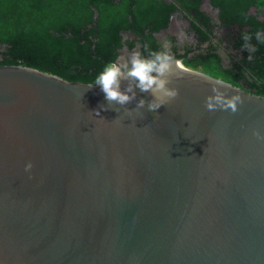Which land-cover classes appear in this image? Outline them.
I'll return each instance as SVG.
<instances>
[{"label": "water", "instance_id": "water-1", "mask_svg": "<svg viewBox=\"0 0 264 264\" xmlns=\"http://www.w3.org/2000/svg\"><path fill=\"white\" fill-rule=\"evenodd\" d=\"M180 57L179 97L131 114L0 65V264H264V95L231 83L240 111H206L201 76H222Z\"/></svg>", "mask_w": 264, "mask_h": 264}, {"label": "trees", "instance_id": "trees-1", "mask_svg": "<svg viewBox=\"0 0 264 264\" xmlns=\"http://www.w3.org/2000/svg\"><path fill=\"white\" fill-rule=\"evenodd\" d=\"M216 1L222 2L226 13L245 12V7L252 2ZM257 3L263 4L264 0ZM114 5L112 0H0V43L5 44V50L0 51V65L22 64L67 80L94 83L113 58L116 44L120 45L119 30L131 26L106 11ZM94 11L97 16L92 19ZM261 23L258 21L252 31L263 28L264 32ZM255 47L257 51L251 62L257 63L255 74L262 79V82L255 81L258 82L255 93L264 95V44L256 41ZM213 60L202 61L208 72L217 73L238 86L241 77L246 79L240 71L221 70Z\"/></svg>", "mask_w": 264, "mask_h": 264}, {"label": "flooded vegetation", "instance_id": "flooded-vegetation-1", "mask_svg": "<svg viewBox=\"0 0 264 264\" xmlns=\"http://www.w3.org/2000/svg\"><path fill=\"white\" fill-rule=\"evenodd\" d=\"M113 2L115 5L106 11L118 15V19L126 21V24L131 23V26L124 31L119 30L120 45L116 44L113 49L110 62L118 57L120 48L125 53L138 49L147 56L151 51L160 50L161 39L167 37L173 45L175 57L181 56V63L187 67L197 68L202 65L203 60L210 62L214 59L221 70L234 69L245 75V80L243 77L239 79V87L245 90L255 93L258 83L255 81L262 82L255 74L257 69L254 67L257 63L251 62L248 59L250 53L242 48V34H254L252 29L258 26V21L262 22L261 26L264 25V11L261 10L264 3L258 4L257 0H252L245 7V12L226 13L224 5L220 4L222 2L216 0H112ZM230 4L231 2L227 3V7ZM96 16L94 11L92 19ZM178 24L191 38L183 45L178 44L175 35L179 31ZM87 27L90 28L91 25L87 24ZM258 31L262 32L263 28ZM251 43L255 46L254 36ZM2 50H5L4 43H0V51ZM251 55L253 58L254 54ZM246 80L251 84H247Z\"/></svg>", "mask_w": 264, "mask_h": 264}, {"label": "clouds", "instance_id": "clouds-1", "mask_svg": "<svg viewBox=\"0 0 264 264\" xmlns=\"http://www.w3.org/2000/svg\"><path fill=\"white\" fill-rule=\"evenodd\" d=\"M177 26L179 31L175 33L176 39L179 45H183L191 38L179 24ZM253 36L257 42L264 44V32L256 31L254 34L244 32L242 34L244 42L242 48L250 53L249 60L252 59L251 54L257 51L251 43ZM172 47L171 41L163 37L158 51H151L145 56L138 49L132 50L105 64L103 70L96 76L94 84L87 86L91 88L98 85L105 94L108 104L107 106L101 105L100 108L107 110L113 104L124 107L135 101L134 109H125L129 114L133 111L139 113L145 107L148 111L157 112L162 106L175 101L180 92L178 87L172 85L175 81L183 79L186 73L178 68ZM201 78L211 85V94L204 100L206 111H229L232 114L240 111L241 105L245 103L244 97L228 80L208 75H203ZM229 89L235 90V94L229 96L227 94ZM137 90L150 95L151 100L137 99ZM99 114V110H95V115L99 116ZM252 136L264 142V133L259 129H252ZM32 167V163L28 162L25 165V171L30 172Z\"/></svg>", "mask_w": 264, "mask_h": 264}]
</instances>
